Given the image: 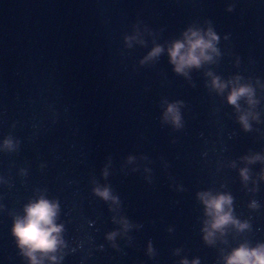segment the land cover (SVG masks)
<instances>
[{
	"label": "water",
	"instance_id": "water-1",
	"mask_svg": "<svg viewBox=\"0 0 264 264\" xmlns=\"http://www.w3.org/2000/svg\"><path fill=\"white\" fill-rule=\"evenodd\" d=\"M193 31L214 50L177 72ZM204 194L234 222L212 229ZM40 198L61 226L41 264L264 245V0H0V264H32L13 227Z\"/></svg>",
	"mask_w": 264,
	"mask_h": 264
},
{
	"label": "clouds",
	"instance_id": "clouds-1",
	"mask_svg": "<svg viewBox=\"0 0 264 264\" xmlns=\"http://www.w3.org/2000/svg\"><path fill=\"white\" fill-rule=\"evenodd\" d=\"M208 35L210 39H205L198 32L193 31L190 36L186 35L187 44L181 41H176L173 44L169 51L177 72H182L186 67L199 66L202 59L209 58L206 55V50L213 49L212 41L217 37L212 32H209ZM160 51L161 48L156 47L150 53V56H155ZM214 84L219 88L224 87L218 81H214ZM249 92L250 89L246 87L234 89L229 95V102L236 104L239 97ZM168 111L174 112V107L170 105ZM174 118L177 121L179 120L178 115ZM100 194L105 198L109 195L107 190ZM204 195L207 197L204 202L208 214L212 216V229H220L229 222H234L230 212L225 211V206L231 203L229 196L223 194L218 196ZM57 211L58 205L56 203L40 198L26 206V214L23 218L15 220L13 232L18 238L20 246L25 249L26 254L31 258L32 264H41L36 253L47 255L54 252L60 243L61 226L55 223ZM52 259H55V257H52ZM226 259L227 264H264V245H258L255 248L241 245L234 249Z\"/></svg>",
	"mask_w": 264,
	"mask_h": 264
}]
</instances>
